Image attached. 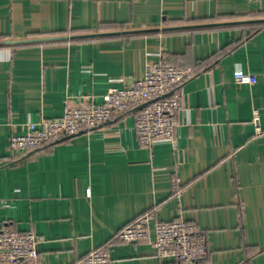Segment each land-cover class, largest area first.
<instances>
[{"label": "crops", "instance_id": "1", "mask_svg": "<svg viewBox=\"0 0 264 264\" xmlns=\"http://www.w3.org/2000/svg\"><path fill=\"white\" fill-rule=\"evenodd\" d=\"M262 15L264 0H0V228L33 233L40 264L103 246L112 264H264V25L252 33ZM161 61L196 73L173 141L143 149L130 113L10 150L27 123L102 104ZM236 70L257 82L237 85ZM145 214L195 224L206 255L158 259L153 233L121 243Z\"/></svg>", "mask_w": 264, "mask_h": 264}, {"label": "built area", "instance_id": "2", "mask_svg": "<svg viewBox=\"0 0 264 264\" xmlns=\"http://www.w3.org/2000/svg\"><path fill=\"white\" fill-rule=\"evenodd\" d=\"M195 73L176 69L164 62L148 65L143 74L129 86L110 87L103 103L84 109H66L58 119L41 118L25 125V133L9 140L12 152H34L76 136L81 131L97 129L130 109L145 105L135 119V133L140 146L149 150L157 141H173L176 114L181 108L183 85ZM237 85H254V75L234 72ZM113 82L122 83L121 79ZM255 130L260 132L257 113L253 116ZM152 231V232H151ZM149 240L158 259H172L180 263H195L206 255V238L198 227L184 220L157 222L149 214L140 216L134 224L122 228L116 235L121 243ZM40 240L33 233L20 234L0 228V264H40ZM75 264H112L106 246L93 249Z\"/></svg>", "mask_w": 264, "mask_h": 264}, {"label": "trees", "instance_id": "3", "mask_svg": "<svg viewBox=\"0 0 264 264\" xmlns=\"http://www.w3.org/2000/svg\"><path fill=\"white\" fill-rule=\"evenodd\" d=\"M255 25H256V27H255V29H253L252 30V33H255V32H257L263 25H264V16L262 15V17L260 18V20H257V21H255ZM5 45H0V47H4ZM231 49H229V51H230ZM229 51H227V52H229ZM226 52V53H227ZM221 55H223V54H221ZM194 73H195V71H194ZM195 75H196V73H195ZM130 113H134L136 116H137V114H138V110H136V109H130L129 111H127V112H125L123 115H121L119 118H123V117H125L126 115H128V114H130ZM49 146H47V147H45V148H43V149H47ZM43 149H41V150H43Z\"/></svg>", "mask_w": 264, "mask_h": 264}, {"label": "water", "instance_id": "4", "mask_svg": "<svg viewBox=\"0 0 264 264\" xmlns=\"http://www.w3.org/2000/svg\"><path fill=\"white\" fill-rule=\"evenodd\" d=\"M144 106H145V105H143V106L139 107L137 110H141V109H142Z\"/></svg>", "mask_w": 264, "mask_h": 264}]
</instances>
